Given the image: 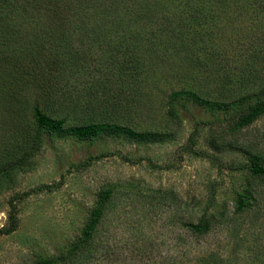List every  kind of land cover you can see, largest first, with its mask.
Returning <instances> with one entry per match:
<instances>
[{"label":"rangeland","instance_id":"1","mask_svg":"<svg viewBox=\"0 0 264 264\" xmlns=\"http://www.w3.org/2000/svg\"><path fill=\"white\" fill-rule=\"evenodd\" d=\"M163 1L102 0L130 10L119 26L85 19L67 34L0 3V264H264V174L252 173L264 169V114L238 126L192 103L172 118L168 106L173 91L230 101L264 86V4L216 13ZM35 107L151 140L48 137ZM243 191L253 200L236 212ZM200 220L202 235L183 226Z\"/></svg>","mask_w":264,"mask_h":264},{"label":"trees","instance_id":"2","mask_svg":"<svg viewBox=\"0 0 264 264\" xmlns=\"http://www.w3.org/2000/svg\"><path fill=\"white\" fill-rule=\"evenodd\" d=\"M4 1V0H3ZM0 0V3H3ZM102 0H23L21 3L8 4L14 12L20 13L26 17H32L37 20L45 21L49 24L52 23V31H56L61 34H67L68 32H76L82 30L81 21L87 19L90 22L99 21L103 17V21L112 19L114 21L122 22L124 16H127L130 12L123 9L101 7L99 3ZM136 1V0H135ZM146 3L148 0H140ZM156 1V0H155ZM173 1V0H172ZM171 1V3H172ZM183 3L190 7V4L200 7L214 5V7H204L208 10H213L219 13L226 12L224 7L227 6H244L249 12L253 10L255 4L263 5L264 0H184ZM159 2H164L159 0ZM169 2V1H168ZM11 3V2H9ZM258 4V5H257ZM14 6V7H13ZM242 6V7H243ZM89 29L88 31H100L106 30L105 27L97 29ZM187 103L205 110L211 117H215L217 114L223 117L236 118L238 126H245L253 122L256 118L264 114V86L252 94H245L240 97L231 99L230 101H214L205 99L192 90H178L173 91L168 96V106L170 108L169 114L172 118H180L179 113L175 110V105L187 108ZM33 123L38 133L47 135L48 137H66L77 141L93 143L98 138L110 135L127 138L136 142H143L151 140V133H142L132 130L129 127L109 124V123H91L80 126H64L63 119H54L43 114L38 107L33 110ZM201 122L195 121L194 128H196ZM190 144L188 150H192L193 138L190 137ZM253 160L257 161L256 157ZM252 173L260 176L264 174V169L256 165L252 169ZM50 188L49 186L46 189ZM253 200L252 195L248 191L238 192L236 194L235 205L236 212H241L250 208V202ZM101 211L99 208L91 209L86 223L83 228V235L85 238H89L95 229V226L99 222ZM12 226L10 229L4 231L10 233L17 227L15 216L12 217ZM191 233L195 235H202L209 230V223L206 220H200L196 224L184 223L183 225ZM3 232V231H2ZM59 257H46L40 258L39 264H55Z\"/></svg>","mask_w":264,"mask_h":264}]
</instances>
